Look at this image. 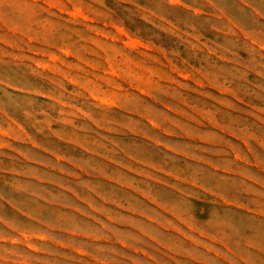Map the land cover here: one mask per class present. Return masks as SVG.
Segmentation results:
<instances>
[{
	"label": "rangeland",
	"instance_id": "1",
	"mask_svg": "<svg viewBox=\"0 0 264 264\" xmlns=\"http://www.w3.org/2000/svg\"><path fill=\"white\" fill-rule=\"evenodd\" d=\"M0 264H264V0H0Z\"/></svg>",
	"mask_w": 264,
	"mask_h": 264
}]
</instances>
